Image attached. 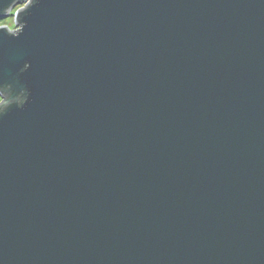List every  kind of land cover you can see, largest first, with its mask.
I'll use <instances>...</instances> for the list:
<instances>
[{
    "label": "water",
    "instance_id": "obj_1",
    "mask_svg": "<svg viewBox=\"0 0 264 264\" xmlns=\"http://www.w3.org/2000/svg\"><path fill=\"white\" fill-rule=\"evenodd\" d=\"M17 15V37L0 30V264H264V0Z\"/></svg>",
    "mask_w": 264,
    "mask_h": 264
},
{
    "label": "clouds",
    "instance_id": "obj_2",
    "mask_svg": "<svg viewBox=\"0 0 264 264\" xmlns=\"http://www.w3.org/2000/svg\"><path fill=\"white\" fill-rule=\"evenodd\" d=\"M31 0H26V2H16L13 3L5 10L3 15H0V30L4 31L7 35L12 37H17L24 27L23 23H18V13L26 8V4H30ZM24 102V95L21 94L19 98L18 106L22 105ZM5 112V107H0V114Z\"/></svg>",
    "mask_w": 264,
    "mask_h": 264
},
{
    "label": "rangeland",
    "instance_id": "obj_3",
    "mask_svg": "<svg viewBox=\"0 0 264 264\" xmlns=\"http://www.w3.org/2000/svg\"><path fill=\"white\" fill-rule=\"evenodd\" d=\"M0 101H1V98H0Z\"/></svg>",
    "mask_w": 264,
    "mask_h": 264
}]
</instances>
